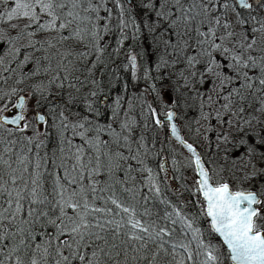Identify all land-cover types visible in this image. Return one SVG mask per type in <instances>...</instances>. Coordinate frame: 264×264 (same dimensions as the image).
I'll return each mask as SVG.
<instances>
[{
	"label": "snow or ice",
	"instance_id": "snow-or-ice-1",
	"mask_svg": "<svg viewBox=\"0 0 264 264\" xmlns=\"http://www.w3.org/2000/svg\"><path fill=\"white\" fill-rule=\"evenodd\" d=\"M0 264H264V0H0Z\"/></svg>",
	"mask_w": 264,
	"mask_h": 264
},
{
	"label": "trees",
	"instance_id": "trees-1",
	"mask_svg": "<svg viewBox=\"0 0 264 264\" xmlns=\"http://www.w3.org/2000/svg\"><path fill=\"white\" fill-rule=\"evenodd\" d=\"M130 74H126L125 75V78L127 79L128 78V76H129ZM145 87H147V83L146 82H144L143 80H141L139 83H138V89L139 90H142V89H144ZM184 129H186V130H188V128L187 127H183ZM185 136V135H184ZM186 138V137H185ZM187 139V138H186ZM174 147L177 149V151H182V149H181V147L178 145V144H174ZM154 166V165H153ZM169 167H170V165H169ZM169 175H171V172H169ZM176 185L175 184H173V187H175Z\"/></svg>",
	"mask_w": 264,
	"mask_h": 264
},
{
	"label": "rangeland",
	"instance_id": "rangeland-1",
	"mask_svg": "<svg viewBox=\"0 0 264 264\" xmlns=\"http://www.w3.org/2000/svg\"><path fill=\"white\" fill-rule=\"evenodd\" d=\"M181 132L183 135H185L187 139H189L190 142L192 141V139L195 138L194 133L190 132L189 130L184 129L183 126L181 127Z\"/></svg>",
	"mask_w": 264,
	"mask_h": 264
},
{
	"label": "water",
	"instance_id": "water-1",
	"mask_svg": "<svg viewBox=\"0 0 264 264\" xmlns=\"http://www.w3.org/2000/svg\"><path fill=\"white\" fill-rule=\"evenodd\" d=\"M181 134H182V132H181ZM183 135V134H182ZM176 144H178V143H176ZM179 145V144H178ZM183 151H185V153H186V150H183Z\"/></svg>",
	"mask_w": 264,
	"mask_h": 264
}]
</instances>
